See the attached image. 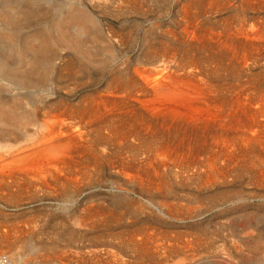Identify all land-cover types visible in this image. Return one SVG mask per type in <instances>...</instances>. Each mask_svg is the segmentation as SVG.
I'll return each instance as SVG.
<instances>
[{"label":"bare ground","instance_id":"1","mask_svg":"<svg viewBox=\"0 0 264 264\" xmlns=\"http://www.w3.org/2000/svg\"><path fill=\"white\" fill-rule=\"evenodd\" d=\"M91 1L94 2L99 0ZM254 1L255 2H253V0H244L242 4L245 6H254L258 4V7H260V4H264V0H261L260 3L258 2L259 0ZM214 2H210L211 4L207 5L202 4L206 2L188 4L185 3L186 5L183 6V22L185 23L184 30L182 28L183 32L180 36H178L179 34L176 35V33H173L170 30L171 40L173 41L172 43L181 42L184 47L179 43V47L166 46L162 48L158 47L159 49L151 48V50H149V52L145 55V59L147 62L145 63L144 67L141 68L140 66V68L138 67L137 69L131 70L130 72L125 70L124 67H118V70L110 75V78L106 80L104 85H102L100 88L97 87L92 89L89 96L87 95V97H83L82 99L80 98L81 101H79L78 104L70 105L68 103L67 105V103H65L66 105H62L61 103H57L53 105L51 109H48L47 103L45 102L43 104L45 105V108L29 113L21 111L20 103L18 104L16 100V102H13L11 104L3 103L1 105L0 103V204L4 207H8L7 209L11 208L15 210H19L20 208L22 209L28 204H33L36 206V208L40 209V211L54 210L55 214L56 212H59V210H70L72 211V213H67V216L60 215V217L58 216L59 219L53 216L54 220L56 219L60 221L59 223H61V226L69 225L71 226V228L84 227L85 229H92L94 228V226L98 227V225L99 228H111L114 225H118L119 227L125 224L124 222L126 220L123 219V216L125 215V212H129L130 208L127 211H122L119 212V214H115L114 210V213H111V206L106 205L108 201L105 198H102V202L100 201L102 206L101 208H99L97 206L99 205V203L96 204V202L92 200L93 197L92 199L90 198L92 194H87V198H84L82 200L84 201L83 203L82 201L76 202L77 197L84 195V192H86L87 190H90L91 192L92 189L104 187L113 189L112 191H110L115 193L113 195H117L120 193L125 194L124 192L128 191L134 193L136 190L138 192H142L146 188L151 189V191L149 190L150 192H152V189H157L156 191H158L165 186V177L168 173H174V175L179 177L188 175L192 172L194 176H197L201 180H203L206 185L211 184L212 186L213 183L215 184L221 180H226L234 172H236L237 174L239 172V169H250L249 171L254 172L252 177L254 176L255 178H257L256 180L264 183V89L261 88L262 90H259L257 88H253L251 84H253L254 81L252 82V80H249L247 82H245L246 80L244 82L239 80L243 73L247 72L249 74L248 71H250L251 68L255 66V64L264 59V19L262 22H253L247 19L241 20L237 18L232 19L231 17H229L231 18V20L226 21L227 19H225L226 23L223 24V26L221 27L222 29L218 27H216L218 29H208L206 28L208 26L204 27L201 22L204 17V10H222L220 9L221 2L217 3L216 0ZM145 4L143 3L142 5ZM171 4L173 5V3ZM240 4L241 3H239V5ZM124 5H127L128 8L133 7L132 9H135V6H133L134 4L131 5V3H127L126 0H122L118 7L120 6L123 8ZM142 5L140 4V6ZM138 9L139 8H137V10ZM144 10L145 9H143V11ZM153 10L154 9H152V11ZM230 15L232 16V14ZM126 17H124V19ZM214 17L215 16H213V18ZM80 27L81 31L88 33V25L85 26L81 21ZM211 27L213 28V26ZM174 28L177 29L176 27H173V29ZM133 29H135V27ZM111 36L115 38L116 35L114 32H112ZM128 36L130 35L128 34ZM43 37L44 36L42 35V38ZM70 37L71 36H68L65 33L62 36L63 44L69 46L75 45V53L78 56H83L85 60L90 62L89 65H91V62H94L91 58V53L89 54V52L81 50L80 45H82V42H80L79 40L73 41ZM122 39L124 40V37ZM45 41L46 42H44V45L50 44V42L46 40V38ZM60 43L61 42H59V45ZM126 43H128V40L126 41ZM84 45L86 46V44ZM119 45H121V43ZM47 47H44L46 55L49 52V48ZM111 47L106 51L112 55L114 52ZM68 55L67 57H69L70 59L71 55ZM98 55H93L95 60L99 58ZM48 60L49 59H47V61ZM99 62V64H101L100 66L105 65L103 60ZM81 63H79V65ZM54 65H56V63ZM50 67L53 68L54 66ZM84 67L85 66H83V68ZM150 67L151 69H149ZM79 68L81 69V67ZM63 69L64 70H61L60 68L61 71H65V75L68 72H73L75 76V72L77 73L76 68H74L73 61L68 62L66 67H64ZM8 71L9 73L13 72V70ZM224 71L226 73V76L233 81H230L228 84L227 82H224V84L226 83V85L219 86L221 83L215 84L216 82L214 83L212 78L216 77L219 72L221 74V72ZM56 73L57 72H55V74ZM48 75L51 74H49V71L47 69L40 70L39 73H34V78L31 80L30 85L32 86L39 84L41 80L43 78H46ZM79 75L77 77H79ZM7 76L10 77V75ZM59 77H61V75ZM4 79H6V77ZM92 79L93 78L90 77L87 80L88 82H90L92 81ZM64 82L65 80H63V83ZM21 85H23V87L25 86V84L23 83ZM47 85L50 86L49 84ZM42 86L44 85L42 84ZM64 88L66 89L65 84ZM45 89L46 88L44 87V90ZM40 90L42 92L43 89ZM76 90L77 88L75 87L72 91L75 93ZM18 93L16 94L18 95ZM0 95H2V93ZM10 98H13V95ZM235 98H237V100H235ZM8 102H11L10 99ZM1 127L4 129H1ZM7 127L11 129H6ZM33 127L38 128L41 133L38 134V132L36 131V135L35 133L28 132V128L30 129ZM14 129L19 132H15ZM24 141L29 144L23 147L19 146ZM104 166H106L108 170H110L109 173L112 171V174L116 176L117 181L110 182L106 180L105 176L97 174L101 171L99 168H104ZM161 172H164V174H162ZM244 174H246V172ZM206 185H204V187ZM214 186L215 185H213V187ZM157 187H159L160 189ZM150 192L148 194H151ZM226 194L228 193H225V195ZM131 203H133V200ZM74 205H78L77 209H74ZM120 205L122 206L123 203H121ZM68 206L71 207L68 208ZM167 206L168 205H166L165 207ZM192 207L193 205L190 207V209ZM187 208L189 207L187 206ZM115 209L117 211V207ZM135 210H137L136 212L139 213V211H141L140 206L135 207ZM48 215L44 213L40 215V217L43 218L44 216ZM38 216L39 215L36 216L37 219L40 218H38ZM15 220L14 222L16 224ZM51 220H53V218H51ZM8 222L10 221L8 220ZM36 223L37 222L35 221V225ZM28 224L31 223L28 222ZM7 227L9 228V230H3V227L0 228V257L6 254H12V256H9L10 260L8 264H33V259L27 258L23 255L18 246L19 242H17H22L24 238H27V236L25 235L28 234L24 235L19 229L10 228V225ZM85 229L84 231L82 230L83 233L85 232ZM55 230H57V228ZM37 237L40 239L42 236ZM111 237L114 239L124 238H120V235ZM80 238L83 237L80 236ZM57 239L62 242L76 241V237L73 234H62L60 236L58 235L56 240ZM94 239H96V237ZM134 240L135 235L133 236L132 234L131 241L133 243H136ZM85 241H87V239ZM92 242H94V240H92ZM101 242L95 241L94 243L99 244ZM147 245L149 246V244ZM43 251H45V248ZM65 251L66 250H64V252ZM111 251L112 250H110V252ZM62 254L65 253L62 252ZM107 254H109V252ZM144 254L146 256V253ZM122 255L123 254L119 256ZM42 256L45 257V255ZM90 256L92 257V255ZM94 256L97 255L94 254ZM79 257H81V255ZM99 257L101 258L102 256L98 255L97 259ZM94 258L96 259V257ZM58 259L59 258H57V260ZM72 259L76 260V258L74 257ZM65 260H67V258ZM143 260L145 259L143 258ZM81 261L83 263V259ZM95 261V264H114L113 261V263H110L108 262V260H106V262H102V260L101 262L100 260H98V262L97 260ZM116 261H120L121 263L119 262V264H123L125 260L122 262L119 257L118 260L115 259V262ZM140 262H142V259ZM60 263H64L62 262V259Z\"/></svg>","mask_w":264,"mask_h":264},{"label":"rangeland","instance_id":"2","mask_svg":"<svg viewBox=\"0 0 264 264\" xmlns=\"http://www.w3.org/2000/svg\"><path fill=\"white\" fill-rule=\"evenodd\" d=\"M121 1L122 0H99V1H94V2H92L91 0H0V60H1L0 61L1 62L0 63V66H1L0 85L3 86V87L0 86L1 87L0 94L2 93V95H0L2 97V98L0 97L1 105L3 103L11 104L17 101V103L18 104L20 103V107L23 109L22 110L20 108L21 111L30 113V112H35L37 110L39 111V110H42V108H45V105H43L45 102L47 103L48 109L49 108L51 109L53 105L57 103H61L62 105L63 104L66 105L65 103H67V105L68 103L70 105L78 104L79 101H81L83 97H87V95L89 96L90 91H92V89L97 88V87L100 88L102 85H104L106 80L110 78V75L112 73H115L116 70H118L117 69L118 67H124L125 70L129 72L131 70L137 69L138 67L140 68V66L141 68L144 67L145 63L147 62L145 59V55L146 53L149 52V50H151V48L159 49V48L166 47V46L179 47L180 46L179 43L182 45L181 42L172 43L173 41L171 40V32L176 33V35L179 34L178 36H180L184 30L185 23L183 22V6H185L188 3H198V2L200 3L206 2L202 4L207 5V4L213 3L215 0H200V1L195 0V2L194 0H187V1L185 0L184 1L183 0H142V1L136 0V2L135 0H131V1L126 0L127 3L129 2L131 3V5L134 4L133 6H135V9H132L133 7L128 8L127 5H124L123 8L120 6L118 7ZM243 1L244 0H239V1L238 0H216L217 3L221 2L220 9L222 10H219V11L214 10V9L210 11L204 10V17L201 20L203 26L204 27L208 26L206 27L208 29H218V28H221L224 23H226L225 19H227L226 21H228V20H231V18L232 19L237 18L241 20L247 19L253 22H262L264 19V9H263L264 4H260V7H258L259 6L258 4L254 6H250V5L245 6L242 4ZM253 2L255 1L253 0ZM258 2L260 3L261 0H259ZM143 3L145 5H142ZM171 3H173V5ZM239 3L241 4L239 5ZM140 4L143 7L140 6ZM226 6L228 9L226 8ZM137 8L139 9L137 10ZM143 9H145L144 10L145 12L143 11ZM152 9L154 10L152 11ZM150 11L153 13H151ZM114 14L119 19H117L114 16ZM230 14H232V16ZM213 16L215 17L213 18ZM124 17L126 18L124 19ZM81 21L84 23L85 26L88 25L89 27L88 33H85L80 30ZM172 26L176 27L177 29L175 28L173 29ZM211 26H213V28ZM134 27L135 29H133ZM67 31L69 34L67 33ZM111 31L115 33L116 35L115 38L111 36L112 35ZM65 33L66 35L71 36L70 37L71 40L73 41L79 40L80 42H82V45L86 44L87 48L85 45L84 46L80 45V48L81 50L89 52V54L91 53L90 54L91 58L94 61V62H91V65H89L90 62L85 60L83 56H78L75 53L76 51L75 45L69 46V45L63 44L62 36ZM127 33L130 36H128ZM42 35L44 36L43 38H42ZM47 35H50V36H47ZM122 36L124 37V40L122 39L123 38ZM45 38L46 40L50 42L51 45L50 44L44 45L45 44L44 42H46ZM127 40H128V43H126ZM59 42H61L60 45H59ZM160 42H163V43H160ZM31 43L33 44V46ZM120 43L121 45H119ZM129 46H130V49H129ZM182 46L184 47V45ZM44 47L49 48V52L47 53V55H46ZM58 47L59 48L61 47V48L59 49ZM110 47L113 49V52H114L112 55L106 51ZM55 53L58 57L55 55ZM68 54L71 55L70 59L69 57H67ZM92 54L93 55L100 54V55H98L99 58L95 60ZM79 58L81 59V61ZM47 59L49 60L47 61ZM101 60L104 61L105 63L104 66L103 65L100 66L101 64H99L100 63L99 61ZM70 61L71 62L73 61L74 68H76L77 70V73L75 72L76 74L75 76L73 72L71 73L68 72L65 75V71L64 72L61 71V70H64L63 68L66 67V65ZM260 62L255 64V66H253L251 70L248 71L250 75L247 72H245L241 75L239 80L242 82H244L245 80H246L245 82L252 80V82L254 81V83L251 84L252 87L262 90L264 89V81H263L264 80V70H263L264 69V64H263L264 59L261 60ZM55 63L58 67L54 65ZM79 63L81 64L79 65ZM30 64H31V67H30ZM111 64H112V67H111ZM261 64L263 67L261 66ZM50 66H54V67L52 68ZM83 66L85 67L83 68ZM79 67H81V69ZM102 68H104L105 70ZM43 69H47L49 71V74L51 75H48L46 78H43L41 80L42 83L40 82L37 85L31 86L30 82L34 78L33 77L34 73H37V72L39 73L40 70H43ZM149 69H151V67ZM8 70L10 71L13 70V72L9 73ZM2 72L4 75L2 74ZM55 72L57 73L55 74ZM20 74L23 78L20 76ZM7 75H10L11 78ZM12 75H13V78H12ZM60 75L61 77H59ZM78 75L79 77H77ZM5 77L6 79H4ZM90 77L93 79L92 81L88 82L87 79H89ZM63 80H65L64 83H63ZM212 80L214 81V83L216 82L215 84L221 83L219 86L226 85V83L224 84V82H227L228 84L230 81H233L226 76L225 71L221 72V74L219 72V74L216 77L212 78ZM22 83L25 84L24 87L23 85H21ZM66 83L69 85H67ZM42 84L44 86H42ZM47 84H49L50 86H48ZM64 84H65L66 89L64 88ZM74 86L77 88L75 93L72 91L75 88ZM44 87L46 88L45 90H44ZM40 89H43L42 92ZM46 90L49 92H47ZM15 92L16 93L19 92L18 95ZM38 94H40L42 98ZM12 95H13V98H10ZM48 95H51V96H48ZM62 97H65V98H62ZM9 99L11 102H8ZM235 100H237V98H235ZM35 101L36 102L38 101L37 104ZM38 106H39V109H38ZM1 129H4V128L1 127ZM6 129H11V128L7 127ZM30 129L28 128L29 131L27 130L30 133H35L36 135H37V132L38 134L41 133L36 127L30 128ZM14 131L16 132L17 130L14 129ZM28 144L26 141H24L19 146L23 147V146H27ZM99 169L102 171V173L100 171L97 174H101L105 176L106 180L110 182L117 181L116 176L112 174V171L109 173L110 170H108L106 166H104V168L102 167ZM240 170L241 169L238 170L239 172L237 174L236 172L232 173L233 176L230 175L226 180H221L215 184L213 183L212 186L211 184L206 185L203 180H201L197 176H194L192 172L188 175L179 176V177L174 175V173H168L169 175L167 174V176L165 177L166 178L164 182L165 186L161 188L162 191L161 190L156 191L157 189H152V192H150L151 189L146 188L142 192L141 191L138 192L136 190L134 193L131 191H128V192H124L125 194L120 193L117 195H113L115 193L110 192L113 189H108V187H104V188H95L96 190L92 189L91 192L90 190H87L86 192H84V195L77 197L76 202H80L84 198L85 199L87 198V194H92L90 198L92 199L93 197L92 200L96 202V204L99 203V205H97L99 208H101L102 206L101 204L102 198H105L108 201L106 205L111 206L110 211L111 213L112 212L114 213L115 211V214H119V212H122V211H127L130 208L129 212L127 211L124 213L125 215L123 214L124 215L123 219L126 220L124 222L125 223L124 225L126 226L121 225L122 227L121 226L118 227V225H114L111 228L109 227L99 228V225H98V227L94 226V228L92 229H85L84 227L82 228L72 227L71 228V226L69 225L61 226V223H59L60 221L56 219L54 220V217L59 219L60 215L67 216L68 215L67 213H72V211L70 210L69 211L59 210V212H56L55 214L54 210L53 211L47 210L49 213L47 211H40V209L36 208V206L33 204H28L22 209L20 208L19 210H15L11 208L7 209L8 207H4L3 205L0 204V208L4 209V210L0 209V228L3 227V230L4 229L9 230L7 226L10 225V228L19 229L20 231H22L24 235L28 234V235H25L27 236V238H24L22 242L21 241H17V242H19L18 246L20 250L22 251L23 255L27 258L33 259V262H34L33 264H78L79 262H80L79 264H85V263L90 264L91 262H92L91 264H95L94 263L96 262L95 260H97V262L98 260H100V262L101 260L102 262H106V260H108V262L110 263L114 262V264L115 263L119 264L120 261L115 262V259L118 260L119 257L122 262L125 260L123 264H127V263L128 264H144V263L146 264H264V183H261V181L256 180L257 178H255L254 176L252 177L254 172L249 171L250 169H245L246 171L242 169L241 172ZM244 171L246 172V174H244L245 173ZM162 174H164V172ZM204 185L206 186L204 187ZM213 185L215 186L213 187ZM148 191L151 194H148L149 193ZM160 192H162L163 194ZM225 193H228V194L225 195ZM220 194H222L223 197ZM132 200H133V203H131ZM138 201H139V204H138ZM83 202L84 201H82V203ZM121 203H123L122 205L123 207L120 205ZM137 205L140 206L141 208V211H139V213H137L136 212L137 210H135V207H138ZM166 205L168 206L165 207ZM192 205L193 207L190 209ZM77 206L78 205H74L75 207L74 209H77ZM187 206L189 208H187ZM70 207L71 206H68V208ZM116 207H117V211L115 209ZM177 207L178 209L179 208L180 209L178 210ZM49 209H52V208H49ZM131 211H133L134 213ZM173 211L174 212L176 211V212L174 213ZM44 213H46L47 215L49 214V215L44 216L43 218L40 217V215ZM36 214L39 215L38 216V218L40 217L39 219L36 218L37 216ZM51 218H53V220H51ZM8 220L10 222H8ZM14 220L16 221V224ZM35 221L37 222L36 225H35ZM28 222L31 224H28ZM56 228L57 230L58 229L59 230L58 231L55 230ZM84 229H85V232L83 233ZM62 234L63 235L73 234L76 237V241L75 242H67V241L62 242L58 239L56 240L58 235L60 236ZM92 234L96 237V239H94L95 237ZM132 234L133 236L135 235L134 241L136 243H133L131 241ZM116 235H120V238H123V237L124 238L114 239L111 237V236L115 237ZM37 236L39 237L42 236L40 238L41 240ZM80 236L83 238H80ZM86 239L87 241H85ZM92 240H94V242L102 241L103 243L102 242L99 244L94 243L92 242ZM147 244H149V246ZM106 246L108 249L106 248ZM44 248H45V251H43ZM64 250H66L67 252L66 251L64 252ZM110 250L112 251L110 252ZM99 251L101 254L99 253ZM152 251L155 253H153ZM62 252L65 254H62ZM108 252L109 254H107ZM38 253L39 254L41 253V254L39 255ZM136 253H138L139 255ZM144 253H146V256ZM94 254L97 256L100 255L102 257L101 258L99 257L97 259V256H94ZM121 254L123 255L119 256ZM42 255H45V257ZM80 255L81 257H79ZM90 255H92V257ZM9 256H12V254H6L0 257V263L8 264L10 260ZM72 256L76 258V260L72 259L73 258ZM65 257L67 258V260H65L66 259ZM94 257H96V259ZM57 258L59 259L57 260ZM103 258L105 259V261ZM143 258L145 260H143ZM61 259H62V262L64 263H60ZM82 259H83V263L81 261ZM135 259L136 260L138 259V260L136 261ZM139 259L140 261L142 259V262H140ZM149 261L150 262L154 261V262L150 263ZM181 261H185V262H181Z\"/></svg>","mask_w":264,"mask_h":264}]
</instances>
